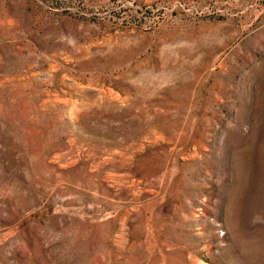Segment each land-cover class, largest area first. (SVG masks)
Listing matches in <instances>:
<instances>
[{"label":"rangeland","instance_id":"374dc122","mask_svg":"<svg viewBox=\"0 0 264 264\" xmlns=\"http://www.w3.org/2000/svg\"><path fill=\"white\" fill-rule=\"evenodd\" d=\"M0 264H264V0H0Z\"/></svg>","mask_w":264,"mask_h":264}]
</instances>
